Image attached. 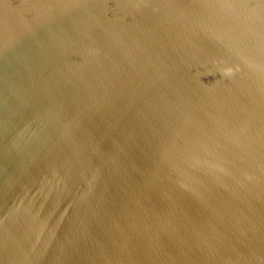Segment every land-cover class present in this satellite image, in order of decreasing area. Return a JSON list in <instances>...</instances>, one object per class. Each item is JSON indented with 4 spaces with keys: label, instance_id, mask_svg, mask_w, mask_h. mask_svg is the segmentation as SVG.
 <instances>
[{
    "label": "water",
    "instance_id": "water-1",
    "mask_svg": "<svg viewBox=\"0 0 264 264\" xmlns=\"http://www.w3.org/2000/svg\"><path fill=\"white\" fill-rule=\"evenodd\" d=\"M0 264H264V0H0Z\"/></svg>",
    "mask_w": 264,
    "mask_h": 264
}]
</instances>
